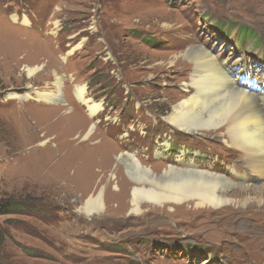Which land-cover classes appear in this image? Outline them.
I'll list each match as a JSON object with an SVG mask.
<instances>
[{"label": "rangeland", "instance_id": "1", "mask_svg": "<svg viewBox=\"0 0 264 264\" xmlns=\"http://www.w3.org/2000/svg\"><path fill=\"white\" fill-rule=\"evenodd\" d=\"M198 48L239 78V86L264 90V11L243 0H0V204L24 205L0 216V262L264 264L254 234L216 228L219 207H203L214 213L194 218L188 213L194 205L145 201L138 215L129 206L116 212V204L97 215L81 209L89 193L81 197V175L85 184L92 174L103 177L94 166L102 171L110 161L103 185L111 190L112 172L125 184H140L127 157L116 159L125 153L154 173L194 160L202 170L234 177L237 153L222 137L200 132L208 110L194 121L193 134L165 120L194 93L187 55ZM34 65L40 72L29 78L25 67ZM55 76L61 96L48 105L8 97L56 94ZM76 86L100 104L93 119L76 101ZM236 190H245L241 179L224 187V206L257 203L252 195L235 199Z\"/></svg>", "mask_w": 264, "mask_h": 264}, {"label": "bare ground", "instance_id": "2", "mask_svg": "<svg viewBox=\"0 0 264 264\" xmlns=\"http://www.w3.org/2000/svg\"><path fill=\"white\" fill-rule=\"evenodd\" d=\"M243 4L264 11V0H243ZM11 19L13 23L16 22L15 16H11ZM21 25L28 28L30 23L25 18L21 20ZM187 59L192 64L191 86L194 93L173 105L172 112L165 120L172 126L193 134L199 132L194 128V121L208 110V116L203 118L199 125L206 130L200 132L204 135L210 132L211 135L222 137L223 143L237 153V161L232 164L231 170L234 177L230 179L210 172L208 169L202 170L194 160L188 162L179 160L176 166H169L163 173H154L153 170L144 167L135 156L125 153L117 156L116 159L121 162L127 157V167L132 174L140 177L138 179L140 184L133 187L132 183L125 184L119 173L112 172L110 177L115 184L111 190L103 185V177L110 170V161L102 171L94 166L95 173L102 174L103 177L98 179L92 174L89 183L85 184L86 174L81 175L77 183L81 197L85 194V190L89 191L81 209L87 214L97 215L107 207L110 208V204H116V212L121 213L129 206L130 212L138 215L141 214V205L145 201L154 204L155 207L170 204L194 205V210L191 208L188 210L192 218L204 212L210 214L217 211L215 223L218 230L235 233L237 229H244L254 234V242L264 257V236H262L264 231V90L260 88L253 92L245 86H239V78L233 77L223 64L217 62L216 58L204 49H190ZM25 71L30 78L38 71L40 72V66H26ZM54 85L57 88L56 94L33 90L24 96L11 94L8 97L17 100L24 98L48 105L60 99L61 96L62 83L58 76H55ZM252 87L250 85L249 88ZM85 92L84 86H76L74 97L77 102L86 107L88 116L93 119L102 109L100 104L86 99ZM88 128L90 135L94 126L90 125ZM98 162L99 159L96 160V163ZM248 174L261 180L260 184L263 186L253 188L252 177ZM239 179L243 181L245 190L233 191L232 197L241 200L252 195L257 201L256 204H248L242 210L224 206L227 202L223 192L224 187L226 184L233 185ZM66 183L67 180L59 178L60 188L65 187ZM108 184L110 186V182ZM108 191H110L109 199ZM206 206L219 208L212 211L203 208Z\"/></svg>", "mask_w": 264, "mask_h": 264}, {"label": "trees", "instance_id": "3", "mask_svg": "<svg viewBox=\"0 0 264 264\" xmlns=\"http://www.w3.org/2000/svg\"><path fill=\"white\" fill-rule=\"evenodd\" d=\"M241 29L240 27L237 28V31ZM248 29V28H247ZM244 31V30H243ZM245 34V33H244ZM246 37V38H245ZM244 37V40L242 41V43L248 38V35L246 34ZM251 39L254 38V36L250 37ZM24 207L23 204L21 203H14L11 201H6L0 204V216H4V215H9L15 212L16 209L20 210ZM0 264H3L2 262H0Z\"/></svg>", "mask_w": 264, "mask_h": 264}]
</instances>
